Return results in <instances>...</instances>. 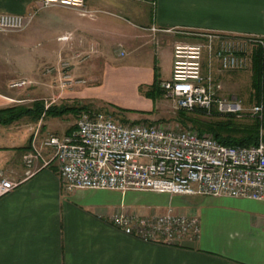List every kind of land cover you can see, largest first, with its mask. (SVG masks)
Masks as SVG:
<instances>
[{
	"label": "crops",
	"instance_id": "1",
	"mask_svg": "<svg viewBox=\"0 0 264 264\" xmlns=\"http://www.w3.org/2000/svg\"><path fill=\"white\" fill-rule=\"evenodd\" d=\"M86 4L90 14L44 8L23 32L0 33V110L23 111L15 120L0 124V169L20 182L0 198V264H264V202L67 189L43 141L51 134L71 133L80 113L67 114L74 109L68 102L91 96L93 91L80 88L86 84L80 79L62 89L59 81L47 84L46 77L34 79L31 88L10 87L27 80L30 70L51 53L40 36L52 12L63 16L55 20L64 28L57 38L62 44L56 52L60 61L70 50L72 67L75 61L78 66L87 65L107 45L119 57L138 55L116 69L105 65L112 87L136 94L140 87L171 79L175 44L190 37L197 40L194 34L264 40V0H86ZM36 8L35 0H0V13L26 15ZM47 10L48 15H43ZM63 36L70 39L60 40ZM42 46L47 51L36 49ZM246 73L216 71L215 78L222 87L238 85ZM140 100L150 107L149 100ZM169 210L199 219L201 234L196 242L173 246L145 242L112 222L116 214L153 215Z\"/></svg>",
	"mask_w": 264,
	"mask_h": 264
},
{
	"label": "built area",
	"instance_id": "2",
	"mask_svg": "<svg viewBox=\"0 0 264 264\" xmlns=\"http://www.w3.org/2000/svg\"><path fill=\"white\" fill-rule=\"evenodd\" d=\"M153 2V0H140ZM37 8L26 15L0 13V33L23 32L40 9L66 8L90 14L86 0H35ZM195 42L174 46L171 79L160 88L179 110L204 109L211 114H234L263 120V104L246 111L240 99L220 98L221 85L215 72L248 71L256 37L198 33ZM69 36L60 38L69 40ZM59 67L71 68L61 60ZM63 75V74H62ZM71 74H64L60 88L72 86ZM80 82V81H79ZM21 80L10 85L22 88ZM67 189L155 192L171 196H224L264 202V133L256 145L222 144L212 134L155 123H122L88 112L77 118L75 129L65 135L51 134L43 141ZM31 155L26 157L27 160ZM20 185L0 169V198ZM113 224L125 234L145 242L166 245L194 243L201 234L195 216L174 213L137 215L116 214Z\"/></svg>",
	"mask_w": 264,
	"mask_h": 264
},
{
	"label": "rangeland",
	"instance_id": "3",
	"mask_svg": "<svg viewBox=\"0 0 264 264\" xmlns=\"http://www.w3.org/2000/svg\"><path fill=\"white\" fill-rule=\"evenodd\" d=\"M58 8V7H57ZM49 10L44 11L43 15H48ZM62 15L58 12H52L48 16V19L43 25L40 39L45 41L44 47L48 51H51L50 54L46 57V61L40 62L39 67H33L28 76L27 82L28 87H32L34 84V79H42L46 77L48 80L46 83L51 84L55 81L62 80L64 74H71L72 82L85 81L86 84L79 86L80 88L90 87L93 91L91 96L83 97L80 99L70 100L68 103L72 105L74 109L68 110L70 115L76 116L77 112H88L95 115H103L104 117H110L111 119L122 122V123H155L162 125H172L180 129H192L200 131V127L204 128L208 124L212 123H223L228 124L227 120L231 119V125L229 127H218L220 134L223 137L230 136L233 138H240L245 134L243 130L245 127L253 124V121L250 117L244 116L243 118H231L228 116H195L194 113H187L186 117L179 115V109L174 105V101L168 97L161 96L157 99L148 97L146 91L149 90L150 86L140 87L139 92L136 94H123L118 89H115L110 84V79L107 78L106 63H109L112 68L116 69L120 66H124L130 60H134L137 56L133 53H129L126 56L119 57L113 50V46L110 48L105 46V50L100 53L92 55V59L84 66H78L77 62H74V67L71 66L68 70H63L59 67L60 61L59 57L56 56V52L59 51V47L62 44H59L57 38L64 33V28L61 27L60 23H56L55 20H61ZM38 39V38H37ZM60 39V38H59ZM185 42H195L197 40L194 37L184 40ZM59 45V46H58ZM116 47V45L114 46ZM45 48L40 47L36 48L40 51H47ZM65 53V52H64ZM70 50L66 53L68 57H64L65 61H69ZM42 55V54H41ZM147 55V54H146ZM51 56V57H50ZM99 58L98 60L96 58ZM148 57V55H147ZM149 58V57H148ZM145 62L149 59L144 58ZM174 62V61H173ZM71 64V62H70ZM89 65V67H88ZM44 71V74H43ZM173 71V69H172ZM244 74L245 78L243 81L236 82L237 84H224L221 86L219 95L220 98L226 100H232L234 98L240 99L242 105L249 111L252 107L257 105V100L251 87V74L252 71L248 70ZM63 74V75H62ZM57 78V79H56ZM46 81V80H45ZM76 84L72 85L75 86ZM27 88V87H26ZM75 88V87H74ZM26 92V91H25ZM139 96V97H138ZM145 98L150 101V107L140 100ZM150 110V111H149ZM67 112V111H65ZM80 115V114H79ZM192 119H195V122H192ZM203 134H212L204 130ZM213 135V134H212Z\"/></svg>",
	"mask_w": 264,
	"mask_h": 264
},
{
	"label": "trees",
	"instance_id": "4",
	"mask_svg": "<svg viewBox=\"0 0 264 264\" xmlns=\"http://www.w3.org/2000/svg\"><path fill=\"white\" fill-rule=\"evenodd\" d=\"M252 88L255 95V99L257 100L258 104L263 103L264 98V46H261L259 44L255 45L252 52ZM146 94L148 97L156 99L157 97L164 96L163 90L160 88V85L158 82H156L152 88H150L148 91H146ZM51 109V108H50ZM186 112L184 110H179V115L186 117ZM23 111L20 109H4L0 110V124L9 123L13 120H15L17 117L22 115ZM188 113V112H187ZM195 116H228L231 118H237L234 114H227L222 115L219 114L215 109H212L211 114L207 110L204 109H196L194 112ZM253 121V124L245 127L243 130L245 131V134L240 138H233L230 136L223 137L218 127H229L231 125V119L227 120L229 122L228 124L223 123H212L208 124L207 127L201 128L200 127V134L204 133L205 131H208L213 134L214 137H216L222 144L224 145H232V146H245L250 147L253 145H256L259 140L260 132L263 130L262 128V122L258 119L251 118ZM195 119H192V122ZM264 133V131H263Z\"/></svg>",
	"mask_w": 264,
	"mask_h": 264
}]
</instances>
